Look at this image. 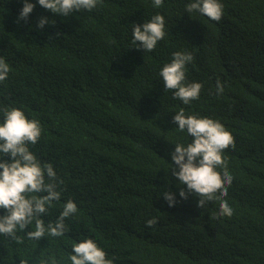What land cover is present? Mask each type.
Here are the masks:
<instances>
[{"label":"trees","instance_id":"obj_1","mask_svg":"<svg viewBox=\"0 0 264 264\" xmlns=\"http://www.w3.org/2000/svg\"><path fill=\"white\" fill-rule=\"evenodd\" d=\"M29 2L34 10L18 20L24 0H0V56L10 65L0 108H21L42 126L30 150L63 179L45 221H55L68 199L79 212L63 237L0 235V264H69L72 244L84 238L114 264H264V0H220V21L186 12L192 0H164L161 8L103 0L68 17ZM156 13L167 34L144 52L132 25ZM42 17L54 23L40 29ZM177 51L193 55L187 81L202 84L189 105L164 91L159 75ZM181 109L218 120L235 140L223 153L233 177L228 196L205 207L194 194L180 197L186 185L171 172L175 143L192 140L173 122ZM164 192L174 194V206ZM221 199L231 217H217Z\"/></svg>","mask_w":264,"mask_h":264},{"label":"clouds","instance_id":"obj_2","mask_svg":"<svg viewBox=\"0 0 264 264\" xmlns=\"http://www.w3.org/2000/svg\"><path fill=\"white\" fill-rule=\"evenodd\" d=\"M40 6L52 13L68 17L73 12L91 11L103 0H38ZM155 8H161L164 0H152ZM35 5L24 0L18 20H27ZM188 13L199 12L213 21H220L223 16V4L220 0H192L186 5ZM49 21L42 17L38 27L43 29ZM165 17L156 13L142 25H132V39L137 48L144 52L153 51L158 42L166 36ZM193 55L189 52L172 53L170 63H166L159 71L163 80L164 91H171L173 98L179 99L185 105L198 100L202 89L199 82H188L186 65L192 62ZM10 65L0 56V83L6 81ZM224 86L217 80V92L223 93ZM0 235L12 241L20 242L23 233L30 240L39 241L43 237H63L70 231L67 220L77 216V204L68 199L63 204L55 221H45L54 202L61 200L60 185L63 179L58 177L52 163L42 162L30 150L42 136V126L37 119H29L23 109L12 106L0 108ZM173 122L180 132H186L192 140L187 145L175 143L171 153L174 167L171 172L178 180L179 195L183 199L188 194L199 197L197 206L205 207L209 202L228 196V187L233 177L227 169L224 151L235 148L233 135L218 120L201 117L195 114H185L181 109L176 112ZM9 157V159H3ZM178 169V170H177ZM218 169H223V172ZM219 193V197L217 194ZM169 206H174L175 198L171 192L162 193ZM233 209L227 200L221 199L217 217H231ZM146 225L152 228L156 218L148 219ZM31 226V230L29 229ZM69 264H114V258H108L104 249L98 246L92 238H84L73 243L67 257ZM51 264H61L53 259Z\"/></svg>","mask_w":264,"mask_h":264}]
</instances>
